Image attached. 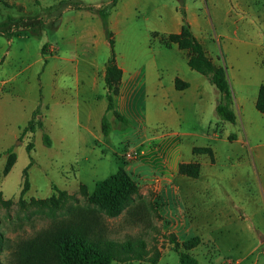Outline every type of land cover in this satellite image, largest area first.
I'll use <instances>...</instances> for the list:
<instances>
[{
	"label": "rangeland",
	"instance_id": "1",
	"mask_svg": "<svg viewBox=\"0 0 264 264\" xmlns=\"http://www.w3.org/2000/svg\"><path fill=\"white\" fill-rule=\"evenodd\" d=\"M58 1L39 0V4H36L34 0H0V21L8 16L21 17L18 25L12 23L8 28L14 33L28 34L24 44L28 47L31 57L38 56L45 42L44 56L47 58L51 54H56L55 33L60 16L69 10H76L67 5L57 9H45ZM97 1L101 0H93V2ZM173 1L177 3L176 0ZM255 1L256 3L249 6L244 19L239 21L237 26H224V30L228 31L230 36L228 38L216 35V26L211 25L209 20L205 23L204 15L208 14L204 9V0H185L184 4V8L186 5L188 9L196 7V11L200 13L199 20L202 26L200 33L204 39L201 44L206 56L213 63L225 67L234 96L233 108L236 116L234 123H229L219 120L214 110L205 112L202 120L205 122L204 127L209 139L205 144L191 148L192 154L197 155V158L179 162L178 173L197 178L200 165L204 162L217 165L243 164L238 171H241L239 180L241 177L246 195L241 207L237 209L241 219L236 222L237 225L221 224L209 235H199L200 231L196 229L199 223L203 222L204 211L183 207L171 190L166 195L159 187L161 171L158 169L156 157V152L159 150L155 148V140L147 136L177 129L179 127L177 116L172 122H170L172 118L161 121L154 109L149 108L146 114L148 119L145 133L141 130L143 123L136 121L135 114L129 112L123 115L127 121V124L123 125L108 111L106 115L110 122L109 133L106 136L101 134L98 140L89 144L87 138L80 137L77 124L70 120L75 106L74 101L70 99L73 90L68 89V92L58 91L55 94L57 98L49 103L51 108L45 122L41 105L38 106L36 114H31L32 101L23 100L21 103L15 102L17 105L14 106L9 104L2 106L0 116V232L2 235L14 243L46 227L50 218L45 213V208L31 204L30 200L50 196L54 192L52 185H55L77 198L76 202L81 206L78 222L85 224L88 229L101 225L102 235L106 239L115 241L144 239L146 249L141 260L135 259L125 263L112 261L110 264H179L178 254L183 251V240L194 235L200 238V245L194 251L198 264H222L227 259L238 264V258L242 260L240 264H249L255 260L257 264H264V115L254 105L235 104V92L239 95L242 90L237 88V74L238 69L241 68L231 66L227 60L229 55H233L235 60L248 67L253 57H261L264 50V0ZM234 28L235 32H233ZM163 36L152 32L148 46L151 48L160 44L164 46L161 42ZM258 38H261L263 45L257 43ZM114 39L116 54L115 36ZM118 45L133 51H143L144 46L139 34L134 40ZM105 49L106 54L109 55V46L106 45ZM144 50H146L145 46ZM184 52L187 55V51ZM105 57L100 54L98 61H105ZM73 63L74 60H71L68 67L73 66ZM212 88L211 92H206V98L210 96L214 100L218 92L214 86ZM142 92H139L140 96ZM118 95L119 91L114 96L115 109ZM62 96L69 98V103L60 105L55 102ZM105 103L106 98L103 95L96 101V106ZM138 104L139 101L135 107L130 108L133 113L139 109ZM187 115L183 125L194 129L197 125L193 117L195 114ZM30 118L35 124L39 120L41 126H36L33 132H26L21 137L22 127ZM48 133L52 139L50 146L45 145L42 139L43 134L48 135ZM237 136L240 138L238 141H236ZM28 142L33 144L29 151L26 149ZM195 147H205L208 151H193ZM240 148L247 149L245 158L234 154L227 157L230 150L236 153ZM9 149L14 154V162L8 173L3 174L2 169ZM127 152L134 153L128 157ZM251 154H254L253 159ZM31 159L32 163L27 168L29 188L23 195L24 205L21 206L18 197L23 184L24 168ZM148 164H150L149 170L146 169ZM121 167L134 181L135 190L120 207L118 213L115 216H107L97 210L95 205H87L86 197L92 192L95 182L107 178ZM189 168H198L196 177L188 174ZM234 175L237 176V172H234ZM170 185H173V182ZM178 207H182L183 211H179ZM180 214L184 215V219L178 224L176 231L179 233H175L172 225L179 219ZM189 222L192 228L187 227ZM8 252L9 250L0 245L2 264L7 261Z\"/></svg>",
	"mask_w": 264,
	"mask_h": 264
},
{
	"label": "crops",
	"instance_id": "2",
	"mask_svg": "<svg viewBox=\"0 0 264 264\" xmlns=\"http://www.w3.org/2000/svg\"><path fill=\"white\" fill-rule=\"evenodd\" d=\"M81 1L100 5L108 0H101L102 3ZM255 3V0H204V9L208 14L204 15V21L206 23L209 20L211 25L216 26V35L228 38L230 36L224 26H237L244 19L249 6ZM196 10V7L188 9L185 6L187 21L196 38L202 42L200 13ZM181 24L178 4L173 0L117 1L108 15L109 29L117 40L115 60L121 69L119 95L115 105L122 115L129 112L135 114L136 121L143 123L141 130L145 133L149 108L154 109L161 121L172 118V122L176 116L179 118L177 129L147 136L155 140V148L159 150L156 152L158 169L161 171L159 187L166 195L171 190L183 207L203 210V222L199 223L196 230L200 231L199 235H209L221 224L237 225L236 222L241 221L237 209L241 207L246 194L241 177L239 180L241 171L238 169L243 164L217 165L204 162L200 165L197 178L178 173L179 162L197 158L191 148L208 141L202 116L214 110L217 96L215 94L214 100L210 96L206 98V92H211L213 86L204 75L188 66L183 49L176 44L169 48L161 44L154 48L148 46L152 32L177 33ZM55 34L56 54L47 58L41 49L37 57L29 55V49L24 44L28 34H0V116L3 105L14 106L17 101L21 103L28 100L33 102L31 114L37 106L43 107L45 122L51 108L49 103L57 98L55 94L58 91L73 90L70 99L74 101L75 109L70 120L77 124L80 137L87 138L91 144L100 138L101 116L108 112H105L106 103L96 106V101L105 94L103 76L108 57L105 46L108 42L99 17L85 9L69 10L61 15ZM138 34L146 50L144 46L143 51H133L118 45L134 40ZM257 43L263 45L261 38H258ZM100 54L106 56L105 61H98ZM71 60H74L73 66L68 67ZM227 60L231 66L241 68L238 69L237 88L242 90L239 95L235 92V104L255 106L259 86L264 84V50L261 57H253L248 67L235 60L233 55H229ZM175 79L186 82L187 86L177 89ZM69 101V98L62 96L55 102L64 105ZM137 101L139 109L133 113L130 108L135 107ZM190 113L195 114L193 117L197 125L194 129L183 125ZM238 140L240 138L237 136ZM246 150L240 148L236 153L230 150L227 157L234 154L245 158ZM251 155L253 159L254 154ZM146 167L149 170L150 164ZM234 172H237V176ZM171 182L173 185H170ZM178 209L183 211L182 207ZM178 218L172 225L175 233H179L176 230L184 215L180 214ZM187 227L192 228L191 222ZM199 245L190 250L195 258L194 251ZM237 262L240 264L242 260L238 258ZM249 264H257V260Z\"/></svg>",
	"mask_w": 264,
	"mask_h": 264
},
{
	"label": "trees",
	"instance_id": "3",
	"mask_svg": "<svg viewBox=\"0 0 264 264\" xmlns=\"http://www.w3.org/2000/svg\"><path fill=\"white\" fill-rule=\"evenodd\" d=\"M118 0H108L100 5L87 4L81 0H59L56 4L47 6L45 9H57L63 5L75 9H85L96 14L102 24L105 37L109 46V55L104 64V88L106 98V111H110L115 120L126 125V118L114 108V96L118 94L121 79V69L116 64L114 52V40L112 32L108 26V15ZM181 14V29L177 33L163 34L161 39L165 47L176 44L178 48L187 51L188 66L204 75L217 90V98L214 111L217 118L223 122L234 123L235 113L233 111V93L223 65L215 64L206 56L201 42L194 35L191 26L186 18L185 0H176ZM39 4V0H34ZM21 17L13 18L8 16L0 21V34L6 36L15 35L8 26L12 23L19 24ZM46 43L41 46L44 54ZM46 62V59H44ZM187 86L186 82L175 79V87L182 89ZM255 108L264 115V84L258 89ZM38 106L32 114H36ZM36 126H41L38 120L36 124L30 118L22 127L21 137L26 132H33ZM100 129L103 136L110 131V122L106 113L101 116ZM43 143L50 145V138L43 134ZM33 147L32 142L26 144L29 151ZM193 151H208L205 147H195ZM6 163L2 173L6 174L14 162V154L8 150ZM32 163V159L24 168L23 184L19 193L18 203L23 206V195L29 188L27 178V168ZM188 174L196 177L198 168H189ZM54 192L46 198L30 200L31 204L45 208V213L50 218L46 227L37 230L33 235L20 238L11 243L9 238H5L0 232V245L9 250L5 264H110L112 261L120 263L132 260H141L145 253L146 243L142 238L115 241L106 239L102 235V226L96 225L89 229L85 224L78 222V213L81 206L76 202L77 198L64 189L52 185ZM135 190L134 181L121 167L107 178L97 180L92 192L86 197L87 205H95L97 210L102 211L107 216H115L120 207L130 198V194ZM74 202V203H70ZM89 208H86L88 210ZM91 210V209H90ZM200 243L198 235L188 237L183 240V251L179 252V264H198L197 259L190 253V250ZM0 264L2 262L0 261Z\"/></svg>",
	"mask_w": 264,
	"mask_h": 264
},
{
	"label": "built area",
	"instance_id": "4",
	"mask_svg": "<svg viewBox=\"0 0 264 264\" xmlns=\"http://www.w3.org/2000/svg\"><path fill=\"white\" fill-rule=\"evenodd\" d=\"M132 153H134V152H127L126 154L128 157H131ZM222 264H236V263L233 260L227 259V260L223 261Z\"/></svg>",
	"mask_w": 264,
	"mask_h": 264
}]
</instances>
